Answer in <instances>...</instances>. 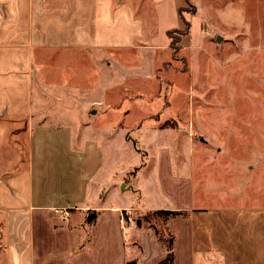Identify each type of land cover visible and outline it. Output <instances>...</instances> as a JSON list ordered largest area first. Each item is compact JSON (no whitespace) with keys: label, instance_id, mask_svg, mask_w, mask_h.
Wrapping results in <instances>:
<instances>
[{"label":"rangeland","instance_id":"rangeland-1","mask_svg":"<svg viewBox=\"0 0 264 264\" xmlns=\"http://www.w3.org/2000/svg\"><path fill=\"white\" fill-rule=\"evenodd\" d=\"M122 1L142 36L127 50L48 56L60 71L35 94L34 124L75 135L67 161L85 201L62 212L126 204V240L166 247V218L152 212L170 199L159 164L192 182L199 207L264 206V0ZM170 187L182 198V184Z\"/></svg>","mask_w":264,"mask_h":264},{"label":"crops","instance_id":"crops-1","mask_svg":"<svg viewBox=\"0 0 264 264\" xmlns=\"http://www.w3.org/2000/svg\"><path fill=\"white\" fill-rule=\"evenodd\" d=\"M143 32V22L122 0H0L3 264H125L133 254L136 264L165 260L166 247L154 236L147 249L133 234L126 240L121 225L126 204H103L94 215L87 212L89 204L62 212L85 201L75 198V165L67 161L75 135L68 128L50 127L45 119L34 124L35 94L42 98L49 86L43 78L60 71L48 56L131 49ZM84 129L90 130L89 123ZM17 136L24 143L11 139ZM157 174L169 186L162 196L170 199L152 212H187L166 219V229L174 236L173 264H264V206L202 208L186 176H175L171 165L163 174L160 164ZM176 183L183 185L182 198L170 193ZM136 242L141 248H135Z\"/></svg>","mask_w":264,"mask_h":264},{"label":"trees","instance_id":"trees-1","mask_svg":"<svg viewBox=\"0 0 264 264\" xmlns=\"http://www.w3.org/2000/svg\"><path fill=\"white\" fill-rule=\"evenodd\" d=\"M185 2H186V0H185ZM180 9H182V8H180ZM155 213L158 214V215L162 214L166 219H170V218L179 217V216H185L186 215V213L182 212V211H157ZM173 240H174V236L171 235L169 237V240L167 241V245H166V251H167L166 258L160 264H173V251H172ZM125 264H136V263L133 262V261H130V262H127Z\"/></svg>","mask_w":264,"mask_h":264},{"label":"water","instance_id":"water-1","mask_svg":"<svg viewBox=\"0 0 264 264\" xmlns=\"http://www.w3.org/2000/svg\"><path fill=\"white\" fill-rule=\"evenodd\" d=\"M137 225H138V226L140 225L139 221H137Z\"/></svg>","mask_w":264,"mask_h":264},{"label":"built area","instance_id":"built-area-1","mask_svg":"<svg viewBox=\"0 0 264 264\" xmlns=\"http://www.w3.org/2000/svg\"><path fill=\"white\" fill-rule=\"evenodd\" d=\"M55 212H57V211H55Z\"/></svg>","mask_w":264,"mask_h":264}]
</instances>
